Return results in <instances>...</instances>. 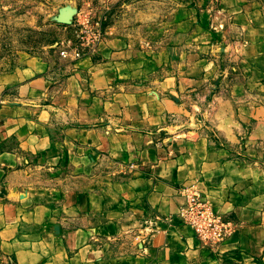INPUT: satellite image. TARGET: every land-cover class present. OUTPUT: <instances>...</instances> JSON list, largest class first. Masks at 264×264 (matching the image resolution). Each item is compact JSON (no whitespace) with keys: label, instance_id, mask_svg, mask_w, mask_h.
<instances>
[{"label":"crops","instance_id":"crops-1","mask_svg":"<svg viewBox=\"0 0 264 264\" xmlns=\"http://www.w3.org/2000/svg\"><path fill=\"white\" fill-rule=\"evenodd\" d=\"M208 4L214 24H178L166 43L205 32L200 45L223 47L222 61L243 47L244 77L263 84L264 12L249 0ZM106 41L70 63L33 58L0 70V264H264V102L236 113L238 125L252 126L243 141L228 111L233 132L218 130L222 146H204V135L170 120L185 107L175 95L201 79L211 97L201 103L205 121L229 110L217 100L223 89L207 84L205 63L200 75L192 66L167 73L163 107L143 106L136 85L155 71L145 57L128 59L123 40ZM193 181L239 224L213 247L178 215Z\"/></svg>","mask_w":264,"mask_h":264},{"label":"rangeland","instance_id":"rangeland-1","mask_svg":"<svg viewBox=\"0 0 264 264\" xmlns=\"http://www.w3.org/2000/svg\"><path fill=\"white\" fill-rule=\"evenodd\" d=\"M210 1L0 0V70L6 71L14 61L24 65L29 59L35 60L33 58L39 63L56 65L60 60H64L59 54L58 43L63 38L71 37L65 29L67 21L79 13L91 20L101 18L106 37L123 40V47H128L129 50L128 59L134 56L137 58L138 55L145 57L157 75L146 79L143 84L136 85V88L142 91L137 102L148 107L159 106L161 109L162 103L167 99L166 93L162 91L163 77L171 72L182 74L186 66H192L189 69L190 74L200 75L199 64L205 63L208 74L212 76L210 80L206 78L207 84L211 85L213 91L223 89L224 92L217 100L224 110L226 107H229V110L217 115L214 125L205 121L201 113V103L207 102L211 97L202 89L204 81L201 79L196 81L193 92H187L180 98L175 95L177 101L183 102L185 107L183 106V114L171 116V125L176 129L192 130L200 136L204 135L201 137L202 144L213 147L223 144L220 140L216 142L219 138L218 130L230 134L233 132L231 124H236L243 141L252 126L246 123L243 126L238 125L234 118L236 113L241 118L242 112H246L245 106L264 102V80L263 84H258L254 79L245 78L242 73V68L246 66L240 61V56L245 53L243 47L234 48L230 54L232 61L228 58L222 61L219 53L224 50L223 47L200 45L205 32L200 36L197 30H192L184 44L178 43L179 41H175L174 45L166 43L168 34L178 24H195L197 28H200L201 24H214L210 22ZM242 1L248 4V0ZM249 1L254 2L257 10L264 12V0ZM225 6L226 3L222 5L223 8ZM207 8L209 10L203 11ZM218 15V24H226L221 10ZM190 27L191 25L184 29L188 31ZM207 36L211 37V34L207 32ZM203 55L207 58H203ZM137 61L139 60H133L132 64L135 65ZM70 62L72 61H67ZM150 79H154L157 84L152 85ZM228 111L232 114L229 118L233 119V123L226 127L224 123L228 120ZM232 139L236 140L234 136Z\"/></svg>","mask_w":264,"mask_h":264},{"label":"built area","instance_id":"built-area-1","mask_svg":"<svg viewBox=\"0 0 264 264\" xmlns=\"http://www.w3.org/2000/svg\"><path fill=\"white\" fill-rule=\"evenodd\" d=\"M101 18L91 20L82 13L75 16L70 24L71 37L58 44L59 54L67 61H76L86 55H93L107 37ZM4 103L0 98V108ZM182 191L186 201L178 210L181 220L192 226L194 235L205 246L213 247L229 237L238 227L230 214L214 209L207 198L206 192L197 181L184 185Z\"/></svg>","mask_w":264,"mask_h":264},{"label":"water","instance_id":"water-1","mask_svg":"<svg viewBox=\"0 0 264 264\" xmlns=\"http://www.w3.org/2000/svg\"><path fill=\"white\" fill-rule=\"evenodd\" d=\"M71 21H72V18H71L69 21H67V23H68V24H70V23H71Z\"/></svg>","mask_w":264,"mask_h":264},{"label":"bare ground","instance_id":"bare-ground-1","mask_svg":"<svg viewBox=\"0 0 264 264\" xmlns=\"http://www.w3.org/2000/svg\"><path fill=\"white\" fill-rule=\"evenodd\" d=\"M66 17V16H65Z\"/></svg>","mask_w":264,"mask_h":264}]
</instances>
